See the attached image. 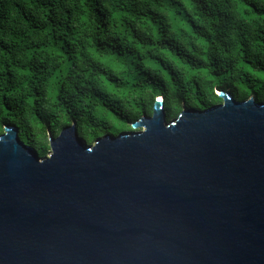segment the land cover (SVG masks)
Instances as JSON below:
<instances>
[{
  "label": "water",
  "instance_id": "1",
  "mask_svg": "<svg viewBox=\"0 0 264 264\" xmlns=\"http://www.w3.org/2000/svg\"><path fill=\"white\" fill-rule=\"evenodd\" d=\"M219 96L45 158L6 127L0 264H264V102Z\"/></svg>",
  "mask_w": 264,
  "mask_h": 264
},
{
  "label": "trees",
  "instance_id": "2",
  "mask_svg": "<svg viewBox=\"0 0 264 264\" xmlns=\"http://www.w3.org/2000/svg\"><path fill=\"white\" fill-rule=\"evenodd\" d=\"M216 91L264 102V0H0V135L40 158L66 127L92 144Z\"/></svg>",
  "mask_w": 264,
  "mask_h": 264
},
{
  "label": "rangeland",
  "instance_id": "3",
  "mask_svg": "<svg viewBox=\"0 0 264 264\" xmlns=\"http://www.w3.org/2000/svg\"><path fill=\"white\" fill-rule=\"evenodd\" d=\"M216 94H217V95H220V91H216ZM251 98H252V97H251ZM249 99H250V98H249ZM135 130H137V131H141L142 129H135ZM129 133H130V132H129ZM51 140H53V139H51ZM51 140H50V141H51ZM49 154H51V151H49Z\"/></svg>",
  "mask_w": 264,
  "mask_h": 264
}]
</instances>
